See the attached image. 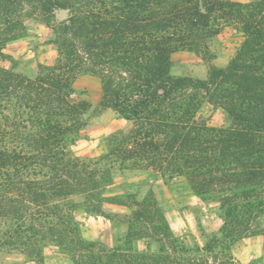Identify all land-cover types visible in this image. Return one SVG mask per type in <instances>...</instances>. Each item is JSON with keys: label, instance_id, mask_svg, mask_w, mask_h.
I'll use <instances>...</instances> for the list:
<instances>
[{"label": "trees", "instance_id": "trees-1", "mask_svg": "<svg viewBox=\"0 0 264 264\" xmlns=\"http://www.w3.org/2000/svg\"><path fill=\"white\" fill-rule=\"evenodd\" d=\"M28 7L42 22L56 10L70 14L59 23L53 65H39L34 77L0 67V246L38 264L46 244L72 264H208L185 254L150 197L130 205L105 197L119 169L182 176L198 198L219 202L224 238L205 251L260 234L253 228L264 215V0H0V56L25 34ZM228 24L243 42L225 68L210 67L205 80L171 75L174 53L200 54ZM81 75L96 76L100 106L131 123L93 158L71 151L90 108L74 97ZM202 100L223 109L231 125L198 121ZM77 194L83 203L70 201ZM107 203L138 207L137 236L150 229L159 253L85 241L74 213L101 214Z\"/></svg>", "mask_w": 264, "mask_h": 264}, {"label": "rangeland", "instance_id": "rangeland-1", "mask_svg": "<svg viewBox=\"0 0 264 264\" xmlns=\"http://www.w3.org/2000/svg\"><path fill=\"white\" fill-rule=\"evenodd\" d=\"M239 3H250L260 0H230ZM56 10L52 21L42 22L39 12L31 7L24 12L25 34L14 41L8 42L0 56V67L15 73L34 77L39 65H53L58 56L56 33L60 29V20ZM243 42L242 33L233 25H224L220 33L206 40V49L200 54L181 50L171 57V75L174 77H191L205 80L210 67L225 68L234 57ZM10 49L11 52H7ZM101 85L96 76L81 75L74 82L75 99L86 100L90 108L85 115L86 126L75 136L71 147L72 154L77 157H98L108 151L107 139L116 131L128 132L131 123L120 119L111 109L100 106ZM198 121L212 128H225L231 120L220 107L202 100L195 117ZM112 184L108 187L105 197L124 203L143 202L150 197L162 210L164 220L172 234L184 245L187 256L206 261L208 264H264V215L260 216L254 230L260 234L243 237L234 243L230 238L224 242L229 250L221 246L211 252L205 251L213 238L222 239L219 202L214 198L206 201L198 198L184 177L172 179L162 178L157 172L150 170L119 169L115 171ZM70 201L83 203L81 194L73 195ZM132 205L104 204L101 214L85 212L78 209L74 218L79 224L81 236L85 241H93L104 245L110 250L118 247H131L134 254L153 255L159 253V246L153 238L151 230L145 231L144 238L137 235L141 230L134 223ZM3 225L0 223V230ZM141 233V232H140ZM143 233V232H142ZM131 236L130 239H128ZM196 249L199 251L196 252ZM171 255L172 250H167ZM196 252V254H194ZM179 254L181 258L185 257ZM43 264H72L69 257L59 248L46 244L43 250ZM0 264H38L21 250L0 246Z\"/></svg>", "mask_w": 264, "mask_h": 264}, {"label": "water", "instance_id": "water-1", "mask_svg": "<svg viewBox=\"0 0 264 264\" xmlns=\"http://www.w3.org/2000/svg\"><path fill=\"white\" fill-rule=\"evenodd\" d=\"M58 16H59V19H60V20H64V19H66V18H67V11H60V12L58 13Z\"/></svg>", "mask_w": 264, "mask_h": 264}, {"label": "crops", "instance_id": "crops-1", "mask_svg": "<svg viewBox=\"0 0 264 264\" xmlns=\"http://www.w3.org/2000/svg\"><path fill=\"white\" fill-rule=\"evenodd\" d=\"M8 50V51H7ZM7 52H11L10 49H6Z\"/></svg>", "mask_w": 264, "mask_h": 264}]
</instances>
